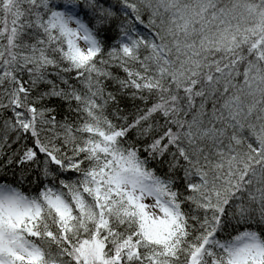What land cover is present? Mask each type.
Masks as SVG:
<instances>
[{
    "label": "snow or ice",
    "instance_id": "obj_1",
    "mask_svg": "<svg viewBox=\"0 0 264 264\" xmlns=\"http://www.w3.org/2000/svg\"><path fill=\"white\" fill-rule=\"evenodd\" d=\"M0 264H264V0H0Z\"/></svg>",
    "mask_w": 264,
    "mask_h": 264
}]
</instances>
